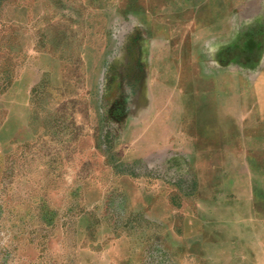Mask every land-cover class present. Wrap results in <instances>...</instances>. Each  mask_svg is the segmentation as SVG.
I'll return each mask as SVG.
<instances>
[{"label": "rangeland", "instance_id": "374dc122", "mask_svg": "<svg viewBox=\"0 0 264 264\" xmlns=\"http://www.w3.org/2000/svg\"><path fill=\"white\" fill-rule=\"evenodd\" d=\"M152 9L162 5L0 0V264H230L232 249L242 254L228 245L220 261L218 231L196 222L222 155L196 149L194 123L181 131L178 58L171 116H153L163 71L152 64Z\"/></svg>", "mask_w": 264, "mask_h": 264}, {"label": "crops", "instance_id": "0c3cea01", "mask_svg": "<svg viewBox=\"0 0 264 264\" xmlns=\"http://www.w3.org/2000/svg\"><path fill=\"white\" fill-rule=\"evenodd\" d=\"M156 1L162 9H152L148 22L152 64L163 78L153 83V116H171L168 71L178 58L181 131L194 123L201 135L196 149L222 155L211 158L196 222L218 231L220 261L225 246L239 245L242 254L232 249L226 261L264 264V0Z\"/></svg>", "mask_w": 264, "mask_h": 264}]
</instances>
